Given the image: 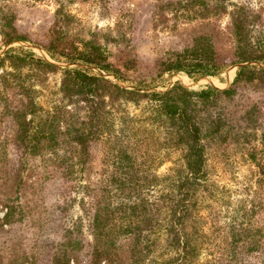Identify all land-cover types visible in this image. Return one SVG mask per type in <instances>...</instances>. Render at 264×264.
Listing matches in <instances>:
<instances>
[{
    "label": "trees",
    "instance_id": "trees-1",
    "mask_svg": "<svg viewBox=\"0 0 264 264\" xmlns=\"http://www.w3.org/2000/svg\"><path fill=\"white\" fill-rule=\"evenodd\" d=\"M224 1L187 0L181 17L201 20V24L185 30L175 48L164 52L152 64L147 62L144 70L151 72L135 88L119 82L130 78L128 73L137 67L139 58L124 55L114 64L111 54L96 44L97 37L80 41L79 36L73 35L79 19L62 5L53 17L46 19L49 24L53 22L47 30L46 42L36 43L53 58L80 61L117 82L81 68L68 69L61 92L69 104L48 110L38 108L34 101L23 110H16L5 91L0 90V129H18L15 137L0 135V150H9L13 142V150L24 156L50 151L54 164L62 159L58 150H69L72 159L80 162L82 172L92 159L91 150H102L103 166L98 182L89 179L82 187L93 202L89 210L95 237L92 248L80 260L76 254L80 242L77 239L63 242L54 249V264H102V259L106 260L104 264H244L246 254L263 248L264 226L255 220L258 214L255 202L242 197L229 203L225 191L210 178L206 135L196 115L198 102L207 107L218 96L231 98L234 89L197 92L176 85L165 92H153L144 86L149 77L155 80L166 73L182 72L195 79L219 77L237 64L264 65V38L250 37L251 27L259 16L244 7H237L231 14L228 38L231 60L221 54L218 43L223 31L212 18L227 13ZM101 7L103 11L108 9L106 4ZM0 17L1 36L6 42L30 41L26 35L11 32L15 14L7 12ZM70 35L79 41L67 44ZM33 61L56 68L49 62ZM259 72L264 74V68ZM256 75L257 72L242 67L234 84L238 80L252 82ZM4 84L7 88L8 80ZM131 104L137 112L130 110ZM0 163L5 167L6 155H0ZM166 165L169 166L161 172ZM258 168L257 185L263 191L264 167ZM254 192L257 194L258 190ZM11 200L8 198L3 205L6 212L0 218L2 225L21 221L19 218L23 216L21 207ZM218 202L227 204L226 214L215 207ZM221 218L229 221L221 223ZM78 227L66 233L74 234ZM122 239L133 240L129 257L117 254V242ZM204 256L206 259H202Z\"/></svg>",
    "mask_w": 264,
    "mask_h": 264
},
{
    "label": "rangeland",
    "instance_id": "rangeland-1",
    "mask_svg": "<svg viewBox=\"0 0 264 264\" xmlns=\"http://www.w3.org/2000/svg\"><path fill=\"white\" fill-rule=\"evenodd\" d=\"M186 1L0 0L1 11L15 14L11 32L30 38V41L6 42L1 36L0 22V90L5 91L11 107L16 110H23L33 101L38 108L48 110L68 103L61 92L68 69L81 68L94 74H103L117 82L114 77L80 61L53 58L37 44L46 42L47 30L53 26V22L49 24L46 19L53 17L62 5L79 19L73 35L79 36L80 41L97 37L96 44L111 54L110 60L114 64H118L120 56L124 55L139 58L137 67L128 73L130 78L119 82L127 88L138 87L137 82L146 79V75L151 72L144 70L145 64H152L164 52L175 48L181 42L180 36L184 35L185 30H193L201 24V20L181 17L182 6ZM103 2L108 7L105 11L104 7L100 8L105 5ZM224 4L228 8L227 13L212 18V22L223 31L218 44L221 54L229 61L231 14L237 7L258 14L259 19L251 27L250 37L252 40L264 38V0H225ZM4 13L0 14L3 16ZM73 35L69 36L67 44L76 39ZM78 46L82 45L78 43ZM33 60L49 62L56 68L40 66ZM243 67L257 72L254 81L238 80L234 84L242 68L237 64L228 67L219 77L192 79L182 72L166 73L155 80L149 77L144 86H149L153 92H165L176 85L197 92L212 88L234 89L231 98L218 96L208 108L201 102L197 104L196 115L206 135L207 171L216 185L225 191L229 203L242 197L248 202H255L258 212L255 220L258 223L260 221L263 227L264 190H259L257 179L258 167H264V74L259 72L264 65L252 62ZM153 74L150 76L155 77L156 74ZM5 80H8L7 88ZM129 108L137 112L134 105H129ZM220 121L222 125L219 129ZM3 134L12 138L18 135V129L13 127L8 130L4 127L0 129V135ZM11 143L9 150H0V155H6L8 160L5 167L0 163V169H3L0 171V218L3 219L6 212L3 205L8 198L12 199L11 203L21 207L23 216L19 218L21 221L13 224L0 223V264H22L23 261L27 262L25 264H54L57 246L71 239L80 242V251L76 254L83 260L82 257L92 248L95 237L90 228L92 216L89 215L93 202L82 187L87 185L89 179L98 182L99 171L103 166L102 150H91L92 159L82 172L80 162L72 159L73 154L69 150H58L62 159L54 164L51 162L54 156L50 151H44L43 154L36 151L35 155L24 156L21 151L13 150L14 143ZM168 166L162 167L160 171L163 172ZM255 190H258L257 194L252 193ZM229 205L235 207V204ZM215 207L223 215L227 210V204L223 202H218ZM228 218H221V223L228 222ZM77 225L80 227L74 230V234L66 233ZM101 238L99 235L98 239ZM117 246V254L121 258L129 257L133 240H118ZM245 258L244 264H264V246L260 252L246 254ZM202 259H206V256ZM105 261L102 259L101 263Z\"/></svg>",
    "mask_w": 264,
    "mask_h": 264
},
{
    "label": "water",
    "instance_id": "water-1",
    "mask_svg": "<svg viewBox=\"0 0 264 264\" xmlns=\"http://www.w3.org/2000/svg\"><path fill=\"white\" fill-rule=\"evenodd\" d=\"M251 63H252V62H251ZM247 64H250V63H242V64H239V66L243 67V66H245V65H247Z\"/></svg>",
    "mask_w": 264,
    "mask_h": 264
}]
</instances>
